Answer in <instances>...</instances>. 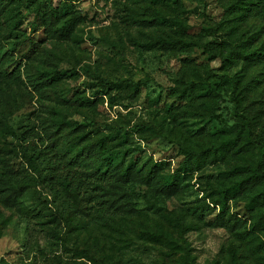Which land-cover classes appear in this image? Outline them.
Returning a JSON list of instances; mask_svg holds the SVG:
<instances>
[{
	"label": "rangeland",
	"instance_id": "obj_1",
	"mask_svg": "<svg viewBox=\"0 0 264 264\" xmlns=\"http://www.w3.org/2000/svg\"><path fill=\"white\" fill-rule=\"evenodd\" d=\"M234 1H8L0 27L39 45L29 57L2 60L18 78L0 83L14 132L0 131V174L20 186L7 204L0 200V264H264V225L253 226L264 201L247 196L264 189V179L228 196L223 211L212 202L259 166L264 174V56L220 61L246 40V50L259 47L264 20H232ZM71 16L79 17L65 35ZM166 34L189 45H148ZM11 40L1 42L0 56ZM52 75L59 79L35 84ZM128 79L139 90L124 87ZM99 138L111 146V165L174 177V191L136 181L131 209L101 227L91 223L96 199L58 194L19 153L56 139L67 159L60 152Z\"/></svg>",
	"mask_w": 264,
	"mask_h": 264
},
{
	"label": "trees",
	"instance_id": "obj_2",
	"mask_svg": "<svg viewBox=\"0 0 264 264\" xmlns=\"http://www.w3.org/2000/svg\"><path fill=\"white\" fill-rule=\"evenodd\" d=\"M9 0H0V18H2L7 11V3ZM231 13V19L235 21H244L250 18H260L264 20V0H235L230 4L228 8ZM79 16H71L63 25L62 33L67 35L70 33L75 25V18ZM1 24V23H0ZM183 28V27H181ZM64 31V32H63ZM11 31H6L4 27H0V45L1 42L11 40V45L0 56V83L2 86L10 85L18 78V74L15 75L14 69L9 71H3L2 60L5 57L11 58L13 55H19L22 57H29L33 48L37 47V43L34 39L21 40L18 36H12ZM249 40H246L247 43ZM244 44H239L237 48L230 49L225 56L220 58L221 66L228 67L234 63L236 57H241L244 60L258 59L264 56V42L254 50H246ZM149 46H158L160 48H176L183 49L189 45L187 41L179 37H172L165 35L157 38L154 42H150ZM213 51L212 48H209ZM59 79L58 76L52 75L41 80H37L35 84H38L40 88L48 86L55 80ZM124 87L133 89V91L139 90L140 86L138 82H133L128 79L125 81ZM105 85H110L108 82H104ZM121 86L120 84H118ZM233 96V94H232ZM80 105L88 104L89 101L84 98H78ZM235 110H238L239 100L235 99ZM6 105L0 99V131L13 135V130L8 126L6 122L7 115L5 113ZM240 117H245L243 114H239ZM62 122L57 123V129L62 128ZM138 129V126L134 127ZM53 131L48 134V138L52 137ZM58 144L56 139H51L49 145H45L43 148H38L36 144H26L19 147V153L21 158L25 159L29 167L36 173L38 181L48 184L58 194H67L77 203L81 199L92 197L91 201L97 200V218L92 220L91 223L102 226H108V223L115 219V215L118 211L126 212L131 209L132 198L136 195V185L139 182L149 188L151 186L155 192L172 193L174 186L176 185V178L171 180H157L152 178V171L147 172L146 175H137L131 173L126 168L123 169L116 165H111V146L108 145L107 139L99 138L95 142H86L85 144H79L77 147L73 145L66 148L63 153H70V157L63 159L56 152ZM60 151V148H58ZM101 156L102 159H98ZM264 159V157H263ZM105 161L106 166H103ZM194 163H198L197 160ZM232 172V170L230 171ZM264 179L263 170L258 167L257 172H252L247 179L234 183L233 186L227 188H219L217 191V199L212 198L213 203H218L223 211L227 204V198L230 195L241 193L243 187H247L250 180H252L249 186L252 188L254 184ZM245 181V185H244ZM0 200L3 203L15 196L17 189L20 186L19 180L10 178L6 171L0 174ZM140 183V184H141ZM163 191V192H162ZM94 193V195H93ZM93 195V196H91ZM247 195V194H245ZM249 203L253 202L257 198H262L264 201V189L258 190L254 194L247 195ZM87 208V206H84ZM110 209L114 212H109ZM203 209V208H200ZM87 213V212H86ZM264 213H260L258 218L253 222L254 227H259L260 224L264 225ZM225 222L230 223V218H226ZM232 226L234 223L231 224Z\"/></svg>",
	"mask_w": 264,
	"mask_h": 264
}]
</instances>
